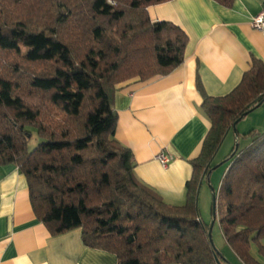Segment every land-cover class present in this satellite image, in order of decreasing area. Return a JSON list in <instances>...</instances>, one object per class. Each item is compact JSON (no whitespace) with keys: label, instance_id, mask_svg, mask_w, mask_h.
Instances as JSON below:
<instances>
[{"label":"trees","instance_id":"1","mask_svg":"<svg viewBox=\"0 0 264 264\" xmlns=\"http://www.w3.org/2000/svg\"><path fill=\"white\" fill-rule=\"evenodd\" d=\"M168 1L0 0V166L25 177L32 210L51 235L80 229L84 246L118 264H231L198 210L201 183L226 164L212 217L242 264H260L250 247L264 258V132L235 133L249 145L233 147L218 166L212 160L234 124L264 103L261 61L253 58L226 96L208 97L197 84L210 129L190 162L182 206L140 183L130 151L114 139L117 86L183 63L186 34L147 11Z\"/></svg>","mask_w":264,"mask_h":264},{"label":"crops","instance_id":"2","mask_svg":"<svg viewBox=\"0 0 264 264\" xmlns=\"http://www.w3.org/2000/svg\"><path fill=\"white\" fill-rule=\"evenodd\" d=\"M263 6L264 0H232L229 7L214 0H171L147 9L152 22L172 23L186 34L184 60L166 76L117 86L113 96L118 116L114 139L130 151L138 181L167 205L184 204L185 184L193 172L190 162L199 156L210 129L197 84L206 96L223 97L240 83L253 58L264 65V33L251 26ZM242 123L248 125L240 131ZM250 130L264 132V103L225 137L232 133L235 140V133ZM160 153L171 156L166 166L156 160ZM206 182L209 184V178ZM212 190L208 186L199 201L203 218ZM210 212L213 219L212 205ZM199 218L204 223L200 214ZM220 239L223 248L226 244ZM229 251V256L221 252L224 258L231 264H242ZM250 253L264 264L254 244ZM0 264L118 262L111 253L84 246L80 229L51 235L32 210L25 177L9 164L0 166Z\"/></svg>","mask_w":264,"mask_h":264},{"label":"rangeland","instance_id":"3","mask_svg":"<svg viewBox=\"0 0 264 264\" xmlns=\"http://www.w3.org/2000/svg\"><path fill=\"white\" fill-rule=\"evenodd\" d=\"M248 125V123H242V125H240L239 129L240 131L246 129V126ZM241 133V132H240ZM35 138L33 137L29 144H28V149L31 150L33 149L36 144L37 141L34 140ZM238 146V149H244L246 147V142L245 140H241L238 139L236 141V139H233V134L231 133V135L229 137H225V139L223 140L221 146L219 147L215 157L212 160V167L218 166L220 163H222V161L224 160V158L229 154V152L231 151V149L235 146ZM226 164L220 165L218 168H216L211 175L209 176V184H207L206 181L203 182V184L200 186L199 188V193H198V210H199V214L200 217L203 219L204 223L207 225H211V222L213 219H211V205H212V200H211V194H210V201L208 202V207L207 210L205 211L206 215L203 218V212L202 210L199 208V201L202 200V194L205 190H207L208 186L211 187V189H213L214 191L217 190L218 185L222 179L223 173L226 169ZM206 209V208H205ZM221 212L220 207L217 208V215L218 213ZM220 238L221 235L219 233V227H218V220L217 218H215V221L213 222V225L211 227V239H212V243L214 245L215 248H217L220 252L225 253L226 255L229 256V253L227 251H229L228 246L226 245L225 247L222 248L220 242L222 241ZM230 252V251H229Z\"/></svg>","mask_w":264,"mask_h":264},{"label":"built area","instance_id":"4","mask_svg":"<svg viewBox=\"0 0 264 264\" xmlns=\"http://www.w3.org/2000/svg\"><path fill=\"white\" fill-rule=\"evenodd\" d=\"M251 26L254 30L264 33V6L262 10L252 19ZM156 160L162 166H166L170 162L171 156L165 153H160L158 156H156Z\"/></svg>","mask_w":264,"mask_h":264},{"label":"water","instance_id":"5","mask_svg":"<svg viewBox=\"0 0 264 264\" xmlns=\"http://www.w3.org/2000/svg\"><path fill=\"white\" fill-rule=\"evenodd\" d=\"M236 125H237V122L234 124V130H235V127H236ZM235 148H237V145H236V147ZM215 207H216V196H215V194H213L212 193V211H213V214H214V210H215ZM213 222H214V216H213V220H212V222H211V226H210V228L212 227V225H213ZM208 235L210 236V232H208ZM219 264V263H218Z\"/></svg>","mask_w":264,"mask_h":264}]
</instances>
